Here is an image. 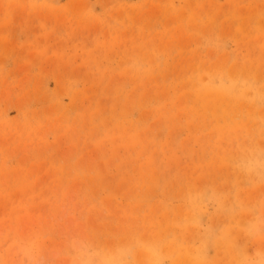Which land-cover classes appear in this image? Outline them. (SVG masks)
Segmentation results:
<instances>
[{
	"label": "rangeland",
	"instance_id": "374dc122",
	"mask_svg": "<svg viewBox=\"0 0 264 264\" xmlns=\"http://www.w3.org/2000/svg\"><path fill=\"white\" fill-rule=\"evenodd\" d=\"M0 264H264V0H0Z\"/></svg>",
	"mask_w": 264,
	"mask_h": 264
}]
</instances>
